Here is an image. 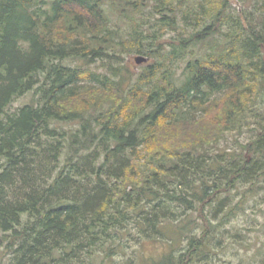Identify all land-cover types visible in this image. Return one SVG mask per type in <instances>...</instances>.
I'll return each instance as SVG.
<instances>
[{
	"label": "trees",
	"instance_id": "16d2710c",
	"mask_svg": "<svg viewBox=\"0 0 264 264\" xmlns=\"http://www.w3.org/2000/svg\"><path fill=\"white\" fill-rule=\"evenodd\" d=\"M236 1L253 11L229 0H0V241L10 264H106L131 225L171 250L187 242L160 264H195L220 244L234 192L264 178V0ZM179 27L163 52L159 39ZM127 48L155 59L130 86L121 66L102 76L69 65L120 64ZM246 122L254 138L210 151Z\"/></svg>",
	"mask_w": 264,
	"mask_h": 264
},
{
	"label": "rangeland",
	"instance_id": "374dc122",
	"mask_svg": "<svg viewBox=\"0 0 264 264\" xmlns=\"http://www.w3.org/2000/svg\"><path fill=\"white\" fill-rule=\"evenodd\" d=\"M229 1L236 9L253 11L252 2L242 6L236 0ZM142 16L135 13V18H141ZM114 19L118 24V20ZM119 28H122L126 32V21L119 23ZM180 28H178L177 32L167 34L162 39H159L158 43L163 45V52L167 53L170 49L169 44L180 33ZM124 38H126L125 33L121 39ZM117 51H120L123 57L120 64L111 63L107 60H98L89 64V66H86L85 62L81 61L70 62V64L67 62V64L78 68L90 67L92 70H97L102 76H112L113 70L110 67L116 68L121 66L122 69L117 79L122 80L123 85L130 86L145 73L147 66L155 61L154 58H148L145 55L130 53L128 48L124 50L118 49ZM138 56L147 58V61L137 65L135 58ZM178 64L179 68L176 70V75L181 74L185 60ZM85 84L87 82L82 83V85ZM31 96L32 92L15 100L11 104V111L30 103ZM257 107L264 114V96L260 99V104ZM245 124L246 126L241 131L227 134L225 139L219 144L210 147V151L238 150L241 145L246 144L251 138H254V126H251L250 123L247 125V122ZM209 125L211 124L205 125V123H199L197 131ZM61 126L66 128L69 125L64 124ZM249 188L250 186L247 185L240 191L234 192L230 207L237 206L238 208H236V214L232 218H229L225 224H221L219 230L223 235L220 244L217 238L213 240L212 244L202 253V255H207V258L201 256L200 259H194L195 264H260L264 260V178L254 187L253 192L245 193L244 191H247ZM187 213H191V211H187ZM205 213L210 214L211 208L207 206ZM191 214V220L194 221L192 227L201 228L203 224L202 219L195 212ZM214 225H217V221H214ZM127 228L129 229V227ZM130 228L134 231L129 232L127 230L119 233L117 243L121 247L114 250V255L106 260V264H160L165 254L169 252L178 254L180 250L187 246L185 240H177V245L174 247V250H171L165 240L159 237L150 239L140 236L135 226L131 225ZM11 257V252H7L6 250L5 242L0 241V264H10ZM102 259L104 260L103 256L98 258V261L103 262ZM173 261H177V259H173Z\"/></svg>",
	"mask_w": 264,
	"mask_h": 264
},
{
	"label": "water",
	"instance_id": "95a60500",
	"mask_svg": "<svg viewBox=\"0 0 264 264\" xmlns=\"http://www.w3.org/2000/svg\"><path fill=\"white\" fill-rule=\"evenodd\" d=\"M146 61H147V58H145V57L138 56V57L135 58V63L137 65L142 64V63H144Z\"/></svg>",
	"mask_w": 264,
	"mask_h": 264
},
{
	"label": "flooded vegetation",
	"instance_id": "af4514ba",
	"mask_svg": "<svg viewBox=\"0 0 264 264\" xmlns=\"http://www.w3.org/2000/svg\"><path fill=\"white\" fill-rule=\"evenodd\" d=\"M182 260H184V259H182Z\"/></svg>",
	"mask_w": 264,
	"mask_h": 264
}]
</instances>
